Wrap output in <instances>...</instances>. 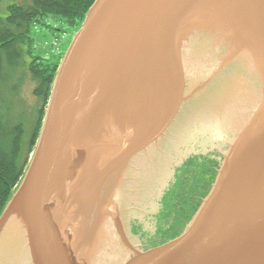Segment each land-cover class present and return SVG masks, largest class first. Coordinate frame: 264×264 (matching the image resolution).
Segmentation results:
<instances>
[{
	"label": "water",
	"instance_id": "obj_1",
	"mask_svg": "<svg viewBox=\"0 0 264 264\" xmlns=\"http://www.w3.org/2000/svg\"><path fill=\"white\" fill-rule=\"evenodd\" d=\"M193 156L187 198L162 205ZM0 264H264V0H95L0 215Z\"/></svg>",
	"mask_w": 264,
	"mask_h": 264
},
{
	"label": "trees",
	"instance_id": "obj_2",
	"mask_svg": "<svg viewBox=\"0 0 264 264\" xmlns=\"http://www.w3.org/2000/svg\"><path fill=\"white\" fill-rule=\"evenodd\" d=\"M94 2L95 0H29L28 4L9 5L6 16L0 17V215L28 165L39 136L56 71L64 55L57 54L47 58L36 56L31 38L32 27L54 18L76 33ZM27 81L33 86L35 106L25 114L18 110L16 99ZM197 159L198 157H190L189 161L176 170L177 180L174 179L171 192L162 198V205L169 202L174 206L187 198V185L180 181L179 174ZM217 166L215 163L214 167ZM215 177L216 171L212 176V184ZM195 191L200 193L198 189ZM200 204L187 206L186 212H183L184 223L192 219ZM172 206L170 209L175 211ZM168 214L160 215L162 225L158 226L165 239H173L177 236L174 228L179 225L176 223V227L173 226L172 229Z\"/></svg>",
	"mask_w": 264,
	"mask_h": 264
},
{
	"label": "rangeland",
	"instance_id": "obj_3",
	"mask_svg": "<svg viewBox=\"0 0 264 264\" xmlns=\"http://www.w3.org/2000/svg\"><path fill=\"white\" fill-rule=\"evenodd\" d=\"M29 0H0V17L7 14L6 8L11 4H28ZM67 31V32H65ZM73 31L62 24L59 20L49 18L41 24L32 27L31 38L34 45V54L41 58L54 57L57 54H65L68 49ZM33 86L27 81L17 96L16 103L18 110L25 114L35 106L32 96ZM17 187V186H16Z\"/></svg>",
	"mask_w": 264,
	"mask_h": 264
},
{
	"label": "flooded vegetation",
	"instance_id": "obj_4",
	"mask_svg": "<svg viewBox=\"0 0 264 264\" xmlns=\"http://www.w3.org/2000/svg\"><path fill=\"white\" fill-rule=\"evenodd\" d=\"M131 232V231H130Z\"/></svg>",
	"mask_w": 264,
	"mask_h": 264
}]
</instances>
